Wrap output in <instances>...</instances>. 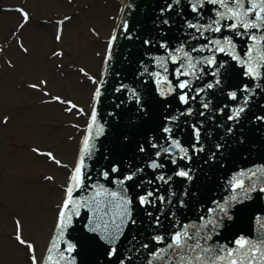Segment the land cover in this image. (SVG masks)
I'll return each instance as SVG.
<instances>
[{"label": "snow or ice", "instance_id": "6c2138e0", "mask_svg": "<svg viewBox=\"0 0 264 264\" xmlns=\"http://www.w3.org/2000/svg\"><path fill=\"white\" fill-rule=\"evenodd\" d=\"M17 11L27 22L29 14L23 9ZM57 23L63 25L64 21ZM153 23L155 29L148 30L147 38H136L145 48L163 50V56L148 58L159 70L150 71L145 64L140 65L143 71L139 75L147 77L141 81L143 93L123 83L114 89L116 93L127 91L133 107L123 109L118 104L116 107L120 111L109 113L115 117L111 147L107 155L101 153L107 163L96 167L94 175L92 165L86 161L99 152L94 141L105 135L106 130L102 126L96 128L97 114L93 109L78 162L70 170L61 200L56 205L54 236L47 249L45 264H55L53 252L59 254L64 264H127L132 256L121 251L127 239L125 233L142 223L145 216L150 218L148 223L152 229L162 230L148 233V240L141 244L144 250H149L150 243L161 246L148 253L146 264H264V235L255 238L236 235L230 241L232 246L219 245L214 239L221 233L227 239L229 233L237 230L249 216L252 205L246 202L253 199L252 194H256L257 200L264 194V186L255 181L246 185L244 179L238 178L248 176L251 180L257 176L256 171L249 170V175L241 170L234 175L228 182L230 188H226L232 194L222 202L214 200L215 207L208 210L211 218L200 216L199 226L181 224L175 219L179 211L192 207V200L198 195L196 184L207 178L205 173L213 166L226 167L225 162L249 141V135L243 131L245 122L251 118L249 105L257 89H264L260 83L250 87L248 83L238 81L241 78L243 81H264V0H171L160 8ZM174 26L181 36L175 47L170 44L171 40L177 39L171 35ZM122 29L129 31L126 20ZM156 29L160 31L153 38L152 32ZM126 38L133 39L131 35ZM56 39H60L59 34ZM115 40L113 36L110 45ZM191 41L202 43L189 46ZM241 42L243 52L238 47ZM111 51L110 46L107 60L112 59ZM219 56L227 59L221 60ZM169 65L175 67L170 70ZM206 77L210 79L206 80ZM43 83L47 84L46 81ZM92 83L97 81L92 80ZM104 83L101 81L93 93L97 104L103 95ZM29 87L37 89L38 86L32 84ZM44 95L50 93L44 92ZM198 97L200 110H195L194 117L192 105ZM52 101L67 103L65 110L68 112L76 107L59 96L52 97ZM226 101L241 102L229 108ZM173 108L175 113H169ZM225 109L229 113L225 122L216 123L215 118L225 115ZM78 111L82 113L83 110ZM206 116L211 127L216 129V139L207 148L211 134L204 126L205 121L197 119ZM189 117H193L191 122ZM257 122L262 127L254 126L250 131L264 134V114L254 117L253 124ZM33 151L60 165L51 152ZM168 169L171 175H166ZM146 170L156 174L146 179ZM44 179L51 181L53 177ZM161 183L169 186L165 189L167 195L159 194ZM173 183L180 188L179 194L173 190ZM153 184L157 187H151ZM157 203L171 206L166 217L164 209L157 207ZM151 209H156L159 214L154 215ZM82 215L86 223L82 221V227H77L75 222ZM161 217L171 220L170 227L163 224ZM15 226L14 240L27 249L30 264H38L35 245L22 237L19 219Z\"/></svg>", "mask_w": 264, "mask_h": 264}, {"label": "rangeland", "instance_id": "374dc122", "mask_svg": "<svg viewBox=\"0 0 264 264\" xmlns=\"http://www.w3.org/2000/svg\"><path fill=\"white\" fill-rule=\"evenodd\" d=\"M120 10L118 0H0V264H30L14 240L17 219L43 258Z\"/></svg>", "mask_w": 264, "mask_h": 264}, {"label": "water", "instance_id": "95a60500", "mask_svg": "<svg viewBox=\"0 0 264 264\" xmlns=\"http://www.w3.org/2000/svg\"><path fill=\"white\" fill-rule=\"evenodd\" d=\"M171 0H126L124 5V11L121 12V15L118 20V24L114 33L116 40L112 43L111 46V55L112 59L107 60L105 62V66L103 69V73L101 76V81H105L101 90L103 95L100 98V102L97 104L95 101L92 106L91 115L93 109H95L97 114L96 128L104 127L106 132L105 135L101 136L99 139L95 140L96 147L99 148V152L94 153V157L86 161L92 165L93 175L95 173V168L99 165L106 164L107 161H104L101 158V153L107 155L109 153V148L111 147L112 133L113 127L112 125L115 123V117L110 116L109 113L119 112L120 109L116 107V105H120L123 109H131L133 104L130 103V94L125 91L121 93H116L114 89L119 87L121 83L128 86V88H136L137 90L143 93L144 89L141 84V81L146 79L147 77H142L139 75L143 69L140 67L141 64H145L149 67L150 71L159 70L155 69L152 66V62L148 59L150 56H163V50H158L156 47L145 48L140 39L136 37L142 36L144 38L148 37V30L155 29V24L153 23L154 18H156L159 14L160 8L166 6L170 3ZM127 5H131V7H126ZM176 19V17H173ZM127 21L129 24V31L125 32L122 29L123 21ZM160 31L156 29L152 32L153 38L156 37V32ZM227 34V33H226ZM131 35L133 39L129 40L126 37ZM171 35L177 37V39H173L170 41L171 46L175 47L178 43V39L181 38L180 32L176 31V26H174ZM202 41H191V44H200ZM238 47L243 52V42H241ZM109 55V52H108ZM107 55V57H108ZM221 60L227 59L226 57L219 56ZM174 65H169L170 70L173 69ZM173 79V77H169ZM210 79V77H206V80ZM238 82L240 83H248L250 87H254L256 83L261 84V89H264V81L253 82V81H243L242 78ZM151 84V81H149ZM199 83V82H197ZM100 85V83H99ZM152 87L155 88V85L152 84ZM242 96L243 94H239ZM211 98V94H209ZM217 96H220V93L217 92ZM147 98V97H145ZM199 97L197 101L193 102L194 108V117L195 110L199 109ZM223 100V97H220ZM229 105V108L235 106L237 102L226 101ZM216 100L213 98V105L215 106ZM223 107V104L220 105ZM183 109V106H181ZM169 113H175V108L169 109ZM249 113L250 119L245 122V127L243 131L249 135V141L246 142V147L242 148L240 152H238L234 157H230L227 160L226 167L217 168L213 166L211 171L205 173L206 179H202L199 184H196V188L198 189V195L192 200V207L190 209L181 210L177 213L175 219L179 220L181 224H196L199 226L201 223L199 221V217L202 215L208 216V210L215 207L213 203L214 200L223 201V198L231 195L230 191H226V188H230L229 180L234 177V175L238 174L241 170L245 172H249V170L256 171L257 176L252 177L251 180L248 179V176L238 177L244 179L245 184L248 185L255 181L257 185L264 186V171H260V169L264 168V134L261 132H251L250 130L255 126L256 128L262 127L257 122L255 125L253 124L254 117L256 115L264 114V91L257 89L256 96L252 99L251 104L249 105ZM228 113V109H225V115H219L215 118L216 123H224L225 117ZM90 115V117H91ZM209 115H212L209 113ZM90 117L88 118L87 128L85 130V134L83 140L86 136L88 125L91 122ZM182 120L184 118H181ZM203 119L205 121V128L210 132L211 138L206 142V148L215 141L216 139V129L211 127V122L208 120L207 116ZM188 120L191 122L193 117H189ZM221 133L223 129L220 130ZM96 132L94 130L93 135L95 136ZM186 135V132H185ZM183 141V137H180ZM83 140L79 149V153L77 156V160L75 165L78 162V157L80 154V150L83 145ZM162 159H165L162 157ZM99 161V164L97 163ZM142 163V162H139ZM75 167V166H74ZM208 166L205 165V168ZM156 173H152L150 170H146V179H151ZM166 175H171V170H166ZM197 175H201L200 172H197ZM250 175V172H249ZM147 187V186H146ZM151 187H157L156 184H153ZM161 195H167L165 189L169 188L168 185H163L162 183L159 185ZM173 190L177 191L179 194L180 188L176 186L175 183L172 185ZM253 199L251 201H247L246 203H250L252 205V209L249 213V216L244 220V222L240 225V227L235 230L233 233H229L228 238L226 239L224 234L221 233L220 236L214 237L215 241L218 242L219 245H228L232 246L230 241L236 235H245L246 237L255 238L259 235H264V194H260L259 199H256V194L253 193ZM157 207H161L165 211V217L168 214V210L171 206H162L157 203ZM154 215H158L159 213L156 209H151ZM211 215H215L212 213ZM165 217H161L163 224L166 227H170L171 220L166 219ZM259 217V219H257ZM211 218V216H208ZM150 218L143 217L142 223H140L136 228H130L126 231L125 236L127 239L125 240L124 251L125 255H131L132 260L127 262V264H146L148 259V253L156 247H161L160 245H155L150 243L149 250H144L141 248V244L148 240V233L152 232L155 234L157 231L162 230H154L150 227L148 221ZM83 215L80 220H77L76 226L82 227ZM86 223V221H83ZM69 238H71V230H69ZM54 236V231L50 237L49 243L45 250L43 259L41 264H45V261L48 256L47 249L50 246V241ZM58 246L63 247V245L58 241ZM73 255H76L73 253ZM53 261L55 264H64V262L60 259L59 254L57 252L52 253ZM77 261L79 262V257H77Z\"/></svg>", "mask_w": 264, "mask_h": 264}, {"label": "bare ground", "instance_id": "6f19581e", "mask_svg": "<svg viewBox=\"0 0 264 264\" xmlns=\"http://www.w3.org/2000/svg\"><path fill=\"white\" fill-rule=\"evenodd\" d=\"M123 5H125L126 0H120Z\"/></svg>", "mask_w": 264, "mask_h": 264}]
</instances>
